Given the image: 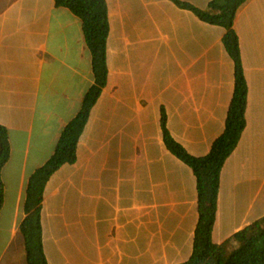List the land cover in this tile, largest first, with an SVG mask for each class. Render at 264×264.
<instances>
[{
  "label": "crops",
  "instance_id": "crops-1",
  "mask_svg": "<svg viewBox=\"0 0 264 264\" xmlns=\"http://www.w3.org/2000/svg\"><path fill=\"white\" fill-rule=\"evenodd\" d=\"M179 1L205 9L211 0ZM105 2L107 80L75 163L45 185L43 252L48 264H180L191 256L198 221L196 178L166 149L161 113L190 155L209 153L234 90L226 31L170 0ZM233 29L247 87L245 128L221 169L217 245L264 217V0L244 2ZM93 83L77 16L54 0H0V126L9 142L0 216L13 195L3 264H16V247L24 258L18 227L28 180L52 156Z\"/></svg>",
  "mask_w": 264,
  "mask_h": 264
},
{
  "label": "trees",
  "instance_id": "trees-1",
  "mask_svg": "<svg viewBox=\"0 0 264 264\" xmlns=\"http://www.w3.org/2000/svg\"><path fill=\"white\" fill-rule=\"evenodd\" d=\"M177 7L191 11L200 21L225 29L222 43L234 63V90L222 134L214 140L205 156L190 155L169 134L161 113L162 138L166 149L186 164L196 178L198 221L194 230L192 253L180 264H264V217L238 231L222 245L212 242L217 210L221 169L235 150L245 128L247 87L241 64L233 21L237 9L247 0H211L199 9L179 0ZM57 7L70 10L81 20L87 47L92 57L94 83L82 98L79 112L61 131L52 156L30 176L25 192V217L18 227L22 239L24 264H48L41 237V202L46 183L63 165L74 164L79 137L107 80L106 42L109 34L105 0H54ZM9 160L7 131L0 126V209L3 203L1 170Z\"/></svg>",
  "mask_w": 264,
  "mask_h": 264
},
{
  "label": "rangeland",
  "instance_id": "rangeland-1",
  "mask_svg": "<svg viewBox=\"0 0 264 264\" xmlns=\"http://www.w3.org/2000/svg\"><path fill=\"white\" fill-rule=\"evenodd\" d=\"M2 2V1H1ZM13 165H16L15 162H13ZM16 181L14 175H11L10 177V184H9V188L11 191H12V187H13V183ZM13 195L11 194V192H8L6 194V197H5V202H4V207H3V210H2V214L0 216V241L3 237V227L7 224L8 220H10V214H11V211L13 209ZM19 239V237H17V240ZM21 239V238H20ZM21 241L20 243H22V240H19ZM17 242V241H16ZM18 248L16 247L15 248V262L16 264H24V259L23 257H19L18 256ZM0 264H3V259L0 258Z\"/></svg>",
  "mask_w": 264,
  "mask_h": 264
}]
</instances>
